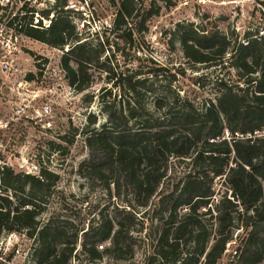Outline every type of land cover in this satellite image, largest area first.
Returning <instances> with one entry per match:
<instances>
[{"label":"trees","instance_id":"1","mask_svg":"<svg viewBox=\"0 0 264 264\" xmlns=\"http://www.w3.org/2000/svg\"><path fill=\"white\" fill-rule=\"evenodd\" d=\"M55 3L40 11L43 17L53 14L46 28L29 25L32 17L26 2L12 18L24 26L28 37L66 48L61 69L76 89L83 90L89 71L102 68L101 51L109 41L98 37L91 46L65 16V0ZM158 8L145 9L140 0H119L108 31H121L118 36L131 42L134 32L144 31ZM177 32L188 61L219 68L220 73L222 68L234 69L237 78L227 83L223 75L217 77V93L201 107L186 95L162 93L148 110L138 97L144 80L137 73L114 77L117 83H113L127 96L125 108L118 114L107 109L101 128L84 132L89 149L84 165L101 178L108 171L107 187L119 197L124 185L129 198L124 206L112 205L109 215L88 224L81 233V251L90 260L127 259L135 250L134 229L143 227L144 214L151 211L158 223L148 233L155 240L149 261L215 264L232 240L235 215L242 214L241 227L247 233L235 249L237 259L230 264H260L264 260V136L246 134L264 128V35H247L238 41L237 35L192 23L178 24ZM231 156L234 165L229 166ZM173 159H189V169L180 178L175 176ZM222 176L226 192L216 199L213 182ZM56 180L57 175L46 168L38 175L15 172L8 165L0 169V237L24 231L34 242V264H68L78 240V229L71 222L38 219L44 208L38 193L49 191ZM141 208L145 210L138 215ZM103 241L108 245L104 247Z\"/></svg>","mask_w":264,"mask_h":264},{"label":"rangeland","instance_id":"2","mask_svg":"<svg viewBox=\"0 0 264 264\" xmlns=\"http://www.w3.org/2000/svg\"><path fill=\"white\" fill-rule=\"evenodd\" d=\"M11 1L6 6L0 4L3 6L0 27L23 2ZM140 1L145 9L159 7L158 13L147 20L144 31L134 32L133 40L127 42L118 36L121 31H108L119 0H65L64 14L76 34L91 46L98 42V37L105 36L109 41L101 51L102 68L89 71L83 90L76 89L75 83L61 69L60 58L65 48H53L33 38L25 40L22 50L12 55L20 71L9 76L4 85L0 80V169L8 165L15 172H20L34 164L37 169L30 173L32 175H38L41 168L57 175L56 183L49 191L38 193L42 194L44 201L38 219L46 222L51 218L59 224L68 221L78 229V240L68 264H169L162 263L159 258L148 259L155 249V240L148 238V233L154 231L158 223L151 211L144 214L142 228L136 225L135 250L127 259L112 261L103 257L101 260H90L81 251V233L88 228V224L90 226L100 216L109 215L112 205L124 206L125 199L129 198V194H125L128 192L126 186H120L119 197L111 187H107L108 171L101 178L84 165L89 156L84 132L100 129L106 122L107 109L118 114L125 108L127 96L113 83H117L114 77L137 73V77L144 80V88L139 90L138 97L148 110L153 109L154 100L162 93H177L179 98L186 95L197 107H201L217 93V77L223 75L224 81L229 83V79L237 78L236 70L222 68L220 73L219 68L188 61L179 44L178 24L217 28L237 35L238 41H244L247 35H264V0ZM55 2L57 0H30L27 3L28 7L35 5L38 9H47ZM107 67H111L114 75ZM160 68L164 70L159 71ZM30 73L36 83L24 85L23 80H27ZM39 88L44 93L42 102L51 104V112L41 120L33 121L25 116L30 109L23 106L25 111H22L15 105L20 102L28 104L29 95H32L30 90ZM37 104H41L40 101ZM185 160H172L176 177L180 178L184 171H188L189 159ZM233 161L231 156L229 166L234 165ZM223 180L224 176L214 179L213 198L217 199L226 192ZM144 210L139 209L138 215H142ZM244 221L242 214L235 215L232 240L226 244L215 264H230L237 259L239 252L235 254V249L247 233L241 227ZM101 244L105 247L108 242ZM33 245V239L24 231L4 233L0 237V264H34L31 257ZM200 261H203V256ZM260 264H264V260Z\"/></svg>","mask_w":264,"mask_h":264},{"label":"built area","instance_id":"3","mask_svg":"<svg viewBox=\"0 0 264 264\" xmlns=\"http://www.w3.org/2000/svg\"><path fill=\"white\" fill-rule=\"evenodd\" d=\"M30 0H23V2L19 5V7L24 2H29ZM36 2V0H32ZM11 0H0V4H4L5 6L11 4ZM27 3V14L32 17V21L29 23L30 26L38 27V28H46L50 24V19L53 14L51 13L49 17H43L40 15V11L42 8L36 7L35 5L28 7ZM1 6V5H0ZM3 7V6H2ZM46 8V7H45ZM16 13V11L12 12L8 17L7 21L0 27V80L1 84H6L9 76L16 74L19 70V66L15 63V59L12 55L20 52L22 50V43L27 40L28 37L23 30V25L19 23L17 20L13 19L12 16ZM66 49V48H65ZM24 85L30 86L31 84L36 83L32 80H23ZM30 101L28 104H23L20 102L15 105L16 108L25 111L24 108L30 109L28 111V115H25L30 120H41L42 117H46L51 112V104L43 101L42 89L30 90ZM40 101L41 104H37ZM16 104V102L14 103ZM24 106V108H23ZM20 111V110H18ZM264 136V128L260 130L254 131L252 134H246V137H263ZM37 169V166L32 164L30 165L24 172L32 173Z\"/></svg>","mask_w":264,"mask_h":264}]
</instances>
